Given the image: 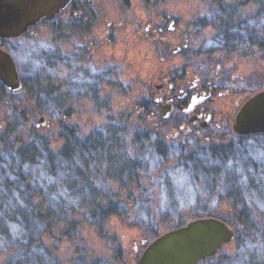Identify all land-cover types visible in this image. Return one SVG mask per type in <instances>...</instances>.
<instances>
[{
    "label": "trees",
    "instance_id": "16d2710c",
    "mask_svg": "<svg viewBox=\"0 0 264 264\" xmlns=\"http://www.w3.org/2000/svg\"><path fill=\"white\" fill-rule=\"evenodd\" d=\"M79 10L86 17L88 10ZM84 16L70 20L69 25L54 26L55 31L44 41L46 48H53V55L61 56L63 50V46L54 43V37L66 30L78 29V21ZM217 20L215 26L225 41L224 45L238 41L246 45L244 48L254 45L264 53V0H257L255 10L243 18H234L233 13H229L215 18L214 22ZM31 31L21 38H28ZM12 41L4 40L2 44L8 45ZM30 43L34 48L32 40ZM25 44L28 45L29 41ZM40 55L38 52L35 66L49 67L50 53ZM51 58L54 59L53 56ZM17 60L18 57H15L23 78V88L29 97L38 101L36 95L46 94L51 98L53 95L59 103H63L59 88H52V75L40 77L30 60L24 64ZM23 68L29 70L28 74L25 75ZM1 93L0 97L8 101L6 105L9 108L21 101L15 99L16 92L3 88ZM140 109L136 121L123 115H120V120L109 118L105 124L83 137L74 136V131L59 132L58 137H62L63 144L57 152L50 150L49 137L38 134L33 125L27 133L34 141L23 140L21 135L15 136L11 142L7 141L9 136L16 134L12 126L8 133L4 131L0 134V194L3 191H21L15 195L21 202L22 194L27 193L30 206L28 210L1 209L0 206V237L7 238L13 231H18L17 228L24 232L34 225L41 226L42 232L48 233L57 223L73 234L84 223L95 224L96 232L105 237L101 227L114 216L118 219L131 217L129 225L136 227L144 239H151L163 230L184 225L187 219L216 217L236 230L232 242L234 251L227 254L219 252L199 264H264V206L257 215L261 218L258 225L253 216V206L250 208L251 202L264 199L260 179L264 169L259 170L258 163L248 159L242 142L264 137V134L232 135L233 138L227 142H208L204 145L193 136L189 141L186 139L172 145L164 140L158 125L153 128L142 126L140 120L144 118L143 113L155 115L156 123L161 122L152 105L143 100ZM32 113L36 116L39 109L33 108ZM58 179L63 187L59 190L64 195L56 201L59 208L71 206L68 212L65 209L59 212L55 207L48 206L51 197L58 193ZM47 181L52 183L47 184ZM75 187L77 190H72ZM30 191L35 196V202ZM224 204L229 207L227 212L222 209ZM243 235L246 242L242 239ZM41 238L28 240L15 262L7 258L2 263L110 264L82 254L62 262L52 256L49 248L43 247ZM257 239L262 241L261 249L256 246Z\"/></svg>",
    "mask_w": 264,
    "mask_h": 264
},
{
    "label": "rangeland",
    "instance_id": "374dc122",
    "mask_svg": "<svg viewBox=\"0 0 264 264\" xmlns=\"http://www.w3.org/2000/svg\"><path fill=\"white\" fill-rule=\"evenodd\" d=\"M256 1L75 0L73 6H78L77 16H84L79 9L88 10V13L80 23L76 20L78 29L66 30L62 35L54 37V43L63 46L61 56L53 55V48H46L44 41L55 31L54 26L69 25L70 20L76 19L68 10L56 18L57 24L53 25L51 19L43 21L30 30L28 38L13 40L8 44L9 47L4 44L13 57H18V62L24 64L30 60L32 66L36 64L38 52L42 56L50 53V66L40 68L37 65L36 72L40 73V77L45 74L52 75V88H59L63 103H59L53 95L51 98V95L46 94L36 95L37 101L36 98L29 97L25 88H21L15 93V99L21 101L17 106L9 108V105H6L8 101L2 96L0 134L4 131L8 133L12 126L16 134L13 132L14 136H9L7 141L11 142L19 135L27 141L32 139L27 131L33 125L38 134L49 137L50 150L57 152L63 144L62 137H58L59 132L74 131V136L83 137L105 124L109 118L120 120V115H123L138 120L136 116L141 113L140 104L146 100L148 88L153 87L163 74H173L175 68L180 65L190 64L203 68L204 71L211 70L213 74L219 66L221 72L225 73L231 82L239 84L241 89L249 93L264 89V53L254 45L244 48L246 45L239 44L238 41L224 45L225 41L217 33L215 26L218 20L214 22L215 18L229 13H233L234 18H243L255 10ZM30 40L33 41L34 48H31ZM26 41H29L28 45L25 44ZM177 48L180 49L179 53L174 52ZM23 70L25 75L29 72L24 68ZM2 87L0 84V95L4 88ZM33 108L39 109L36 116L32 113ZM143 117L140 120L142 126L153 128L158 125L157 128L164 134V140L172 145L186 139L189 141L193 137H183L177 126L170 128L174 118L166 123H156L155 115L143 113ZM40 118L44 120V124L40 122ZM224 126L219 130L213 127L203 129L201 134L195 137L202 145L208 142H227L233 138L234 133ZM174 132L178 133L176 139L172 138ZM242 142L248 159L257 162L259 170L264 169V137L249 138ZM260 179L264 195L263 174ZM56 182L58 193L54 198L50 196L48 206L55 207L59 212L64 209L68 212L71 206L58 207L56 200L64 194L59 190L63 188L60 186V180ZM68 182L71 184L69 179ZM51 183L47 181V184ZM43 185L45 186V182ZM43 185L40 187L44 188ZM72 190H77V187ZM31 191L36 193L34 189ZM32 192V201L35 202ZM1 193V209L28 210L30 207L27 193L22 194L21 202L15 197L16 193L21 191ZM251 203V206L247 205L250 208L253 206V216L258 225L261 218L257 215L263 209L264 199H256ZM228 208L227 204L222 205L225 212ZM224 217L231 218L227 215ZM130 221L131 217L118 219L111 216L101 227L105 237L96 232L95 224L89 223L80 225L76 234L68 232L61 223H57L48 233L42 232V227L35 225L24 232L17 228L18 231H13L11 236L0 237V264L7 258L10 262H15L23 245L39 236H42L43 247L49 248L52 256L62 262H68L82 254L87 258L103 259L110 264H137L144 247L140 241L145 240L148 243L155 237L144 239L136 227L129 225ZM188 221L190 220L187 219L186 223ZM165 231L167 230L161 231L160 234ZM234 232L236 236V230ZM242 239L245 240L246 237L243 235ZM261 244L262 241L257 239L256 246L261 249ZM134 245L137 246L136 251ZM233 248L234 244L230 243L223 245L219 252L231 253Z\"/></svg>",
    "mask_w": 264,
    "mask_h": 264
},
{
    "label": "water",
    "instance_id": "95a60500",
    "mask_svg": "<svg viewBox=\"0 0 264 264\" xmlns=\"http://www.w3.org/2000/svg\"><path fill=\"white\" fill-rule=\"evenodd\" d=\"M72 0H0V41L15 39L43 21L60 14ZM174 50V52H176ZM0 84L10 92L22 88L10 53L0 46ZM44 124V120L40 118ZM232 131L236 136L264 133V89L250 96L237 112ZM234 229L216 217H197L169 229L143 247L137 264H199L232 243ZM134 250L137 246L134 245Z\"/></svg>",
    "mask_w": 264,
    "mask_h": 264
},
{
    "label": "flooded vegetation",
    "instance_id": "af4514ba",
    "mask_svg": "<svg viewBox=\"0 0 264 264\" xmlns=\"http://www.w3.org/2000/svg\"><path fill=\"white\" fill-rule=\"evenodd\" d=\"M74 1L72 0L62 12L68 10L70 15L77 18L78 6L74 8ZM60 14L50 20L53 25ZM22 36L6 40H17ZM3 41H0V46L7 50L2 44ZM179 50L176 53H179ZM11 57L23 88L18 65L12 55ZM225 75L219 66L213 74L211 70L204 71L203 68L190 64L180 65L175 68L173 74H163L153 87H149L145 99L152 105L163 123L174 118L169 127L177 126L182 131L183 137L200 135L201 130L209 127L219 130L223 125L233 132L232 124L237 112L250 96L260 90L249 93L241 89L239 84L231 82ZM177 137L178 133L174 132L172 138Z\"/></svg>",
    "mask_w": 264,
    "mask_h": 264
}]
</instances>
